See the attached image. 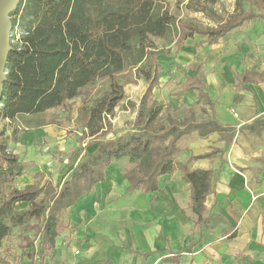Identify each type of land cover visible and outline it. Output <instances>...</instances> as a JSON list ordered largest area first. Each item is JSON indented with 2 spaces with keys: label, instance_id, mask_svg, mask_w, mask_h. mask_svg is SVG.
<instances>
[{
  "label": "trees",
  "instance_id": "1",
  "mask_svg": "<svg viewBox=\"0 0 264 264\" xmlns=\"http://www.w3.org/2000/svg\"><path fill=\"white\" fill-rule=\"evenodd\" d=\"M10 17L12 49L0 97V120L12 124L13 131L10 136L0 133V248L14 228L35 230L38 242L23 235V247L28 249L30 264H46L57 238L69 226L68 211L105 179L112 163L125 157L131 164L123 171L130 184L128 192H156L163 175L181 170L191 186L193 211L198 221H204L213 172L193 169L190 164L213 153L181 162L178 143L196 131L202 137L218 132L229 143L237 129L217 119L207 80L199 73L191 75V82L178 94L197 91L198 103L205 100L213 116L199 120L191 114L180 121L167 114V123H160L165 106L154 94L164 74L160 56H171L172 45L180 52L195 35L205 37L195 44L196 49L218 43L246 22L264 20V0H256L255 7L241 10L226 22L207 27L179 19L168 0H20ZM156 39L168 41L169 47H159ZM187 67L196 70L201 66L194 61ZM127 73L142 79L146 88L137 105L134 128L109 137L112 127L107 126V118L125 98L122 76ZM263 73L257 69L236 73V86L246 88L262 80ZM98 83L97 95L80 108L77 117L85 129L81 144H96L94 151L73 167L64 182L35 171L34 181L18 188L16 180L35 161L15 153L10 142H20L23 132L56 123L49 118L50 110L68 105ZM258 122H264V116ZM72 158L73 154L68 168ZM20 202L29 207L18 209Z\"/></svg>",
  "mask_w": 264,
  "mask_h": 264
},
{
  "label": "crops",
  "instance_id": "2",
  "mask_svg": "<svg viewBox=\"0 0 264 264\" xmlns=\"http://www.w3.org/2000/svg\"><path fill=\"white\" fill-rule=\"evenodd\" d=\"M196 62L201 66L196 74L207 80L215 116L237 129L229 143L218 132L202 137L198 131L196 139L188 135L178 143L181 162L213 153L190 164L213 172L205 220L198 221L193 211L191 186L181 170L163 175L156 192H128L124 170L114 162L105 179L68 211L69 224L79 225L72 238L65 237L66 244L73 239L75 247L62 248L72 264H264V153L253 149L243 134L248 128L255 133L264 130V122H258L264 116V73L262 80L246 88L236 86L235 79L236 73L246 70L264 72V20L246 22L218 43L196 48ZM184 98L213 116L209 105L198 103L197 91ZM49 131L42 127V136ZM31 132L12 142L14 152L25 160H36V154L24 152V136L31 140ZM28 176L19 177L16 186L32 183V175ZM16 207L28 208L29 203Z\"/></svg>",
  "mask_w": 264,
  "mask_h": 264
},
{
  "label": "rangeland",
  "instance_id": "3",
  "mask_svg": "<svg viewBox=\"0 0 264 264\" xmlns=\"http://www.w3.org/2000/svg\"><path fill=\"white\" fill-rule=\"evenodd\" d=\"M168 2L171 4L172 12L176 14L179 19L190 20L205 27L216 26L218 23L226 22L232 15L241 10H247L250 6L255 7L256 4V0H168ZM15 33L19 37L20 30L16 28ZM204 38V36L195 35L191 38L189 44V39L186 41V45L180 52H176L177 46L172 45L173 54L171 56H160L164 65V74L161 76L160 85L154 91L156 99L165 106L160 123H167V114L172 115L180 121L190 117L191 114H194L198 119L208 117L206 116L208 112L202 111L200 109L201 107H198L199 104L196 105V102L193 103L190 102V100H185L184 96L188 94L189 91L183 96L178 94L179 91H182L186 85L191 82L190 76L196 74V70H192L187 66L191 62L196 61V49L193 43L196 44V41H200ZM156 43L159 47H169L168 41L164 39H156ZM190 43H192V46ZM122 80L125 83V98L116 107L114 113L107 118V126L112 127V132L108 135L109 137L134 128L137 105L146 88V84L142 79L136 78L130 73L123 74ZM99 85L100 83L95 87H89L84 90L81 96L71 100L68 105L53 110L49 118L53 117L52 119H54L56 123L48 125L50 128L48 133L42 136V127H38L32 130L31 133H33V137L31 140L28 135L24 136V140L27 141L25 143L27 148H24V152L36 154V160H27L35 161V166L28 171L29 176H31L34 171L38 170L43 171L46 178L50 177L55 182H64L69 177L73 167L94 151L96 144H81L80 137H82V133L85 129L81 123H79L77 117L83 105L92 103V99L98 93L97 90ZM201 102L208 105L205 100ZM167 106L168 108H166ZM196 108H198L197 111ZM48 127L46 126V128ZM12 131V124L8 121L0 120V133H4L5 136H10ZM23 133H21V135ZM243 134L248 139L253 149H262L261 151L264 153V130H262L261 133H255L248 128ZM189 135L196 139V132ZM247 135H250V137H247ZM186 136L188 137V135ZM187 139L188 138H186L183 143L186 144ZM10 143L12 146V142ZM186 148L187 147H185V149ZM72 154L73 158L68 168L67 163ZM115 164L119 171L131 165L126 157L116 161ZM36 166L38 168H36ZM34 168H36V170ZM68 216L71 215L68 214ZM78 226L79 225L72 226L71 222V225L69 224V227L63 232V236L57 238L56 249L46 258V264H72L69 257L64 258L62 248L65 247V245H68L69 248L75 247L72 245L73 239L66 244L65 237L72 238L71 235L75 232L77 233ZM23 235H28L31 239L35 240V243L39 240L35 230L22 231L20 227L14 228L12 234L4 239L0 248V264L31 263L28 249H24L23 247L25 245V241L22 240ZM76 251L77 250H75V254Z\"/></svg>",
  "mask_w": 264,
  "mask_h": 264
},
{
  "label": "water",
  "instance_id": "4",
  "mask_svg": "<svg viewBox=\"0 0 264 264\" xmlns=\"http://www.w3.org/2000/svg\"><path fill=\"white\" fill-rule=\"evenodd\" d=\"M20 0H0V97L3 91V82L6 79V62L12 49L10 36L12 21L10 13L16 9Z\"/></svg>",
  "mask_w": 264,
  "mask_h": 264
},
{
  "label": "built area",
  "instance_id": "5",
  "mask_svg": "<svg viewBox=\"0 0 264 264\" xmlns=\"http://www.w3.org/2000/svg\"><path fill=\"white\" fill-rule=\"evenodd\" d=\"M234 116H236V117H237V116H238V114H237L236 112H234ZM79 253H80V251H79V250H77V251H76V254H79Z\"/></svg>",
  "mask_w": 264,
  "mask_h": 264
}]
</instances>
